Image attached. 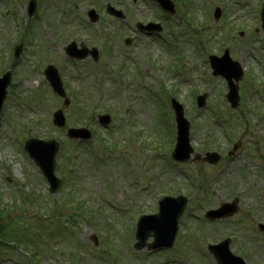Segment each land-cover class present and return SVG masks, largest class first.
Wrapping results in <instances>:
<instances>
[{"label":"rangeland","instance_id":"1","mask_svg":"<svg viewBox=\"0 0 264 264\" xmlns=\"http://www.w3.org/2000/svg\"><path fill=\"white\" fill-rule=\"evenodd\" d=\"M28 1L0 0V76L12 71L1 110L0 209L24 240L0 237V264H215L206 248L226 237L246 264H264V234L256 228L264 224V0H171L179 13L169 19L153 0H37L28 19ZM107 3L125 22L105 13ZM217 6L222 14L214 21ZM89 9L99 15L96 25L88 23ZM137 23H160L163 30L146 36ZM71 41L95 47L99 62L66 59L63 47ZM19 43L22 54L13 63ZM225 49L244 73L238 84L243 104L235 110L225 101V80L212 76L207 61ZM47 65L78 104L69 96L62 130L51 124L62 101L44 79ZM204 93L205 108L197 110L195 98ZM171 97L184 107L195 152H217L220 164L171 160ZM105 113L112 118L107 130L95 120ZM68 127L94 136L78 146L66 137ZM29 138L60 144L55 175L62 184L54 196L23 151ZM239 139L241 150L228 159ZM167 195L189 200L173 249L136 252L138 218L154 214ZM233 197L241 201L238 215L205 221L207 210Z\"/></svg>","mask_w":264,"mask_h":264},{"label":"water","instance_id":"2","mask_svg":"<svg viewBox=\"0 0 264 264\" xmlns=\"http://www.w3.org/2000/svg\"><path fill=\"white\" fill-rule=\"evenodd\" d=\"M159 6L168 14H174V6L168 0H156ZM35 11V1L32 0L28 4V15L31 17ZM107 11L122 19V14L115 11L114 9L107 7ZM89 17L92 22L97 20V17L94 15L93 11L89 12ZM261 18L263 22L264 29V7L261 13ZM138 28L142 31L152 32V31H161L160 25H147L146 27ZM21 46L16 47L15 49V59L18 58L21 52ZM66 54L71 58L84 59L86 57V52L84 50L76 51L74 45H70L66 48ZM96 56L94 52L92 54ZM210 64L214 70V75H221L228 82L229 94L227 95L228 102L231 103L232 107L235 108L238 105L237 97V87L233 85L232 79L236 82L241 78V73L237 65H233L231 71H228L226 66L230 64V61L227 56V52L221 59H215L210 57ZM231 65V64H230ZM45 75L49 81L54 92L60 97L64 98V107L68 105V100L65 98V94L61 87L57 72L52 68L48 67L45 70ZM10 74L6 73L2 79H0V111L1 107L5 101L6 97V88L9 85ZM206 96L198 98V107L204 106V100ZM172 108L175 112L176 117V127H177V139L172 157L175 161L178 162H187L190 159V155L193 153L192 149L189 146V136L188 130L189 125L187 121L183 118V109L178 105L174 100H171ZM53 124L59 128L63 127L65 124L64 117L61 111H58L54 114ZM99 122L103 126H108L110 120L108 116L99 117ZM68 136L75 140H88L90 138V133L86 130H73L68 131ZM58 144L50 142H42L35 139L29 140L25 143V151L29 154L30 158L38 165L41 172L43 173L45 179L50 185V193L54 194L60 186L59 179L54 177V158L58 150ZM236 150V147L234 148ZM198 159V157H195ZM220 158L216 154H206L205 160L210 163H216ZM186 199L184 198H164L159 204V214L152 217H142L137 223L136 226V235L135 238L137 243L135 248L141 250L144 248L145 243L148 238H153V243L148 246L150 250L158 249H170L173 245L174 238L177 232V223L178 219L181 216L185 206ZM237 201L231 205H223L219 210L215 212L207 213V217L210 220H215L218 218L229 217L237 211L236 207ZM264 231V227H260ZM228 242H224L217 247H210L209 250L217 259L218 264H243L239 259L233 258L228 252Z\"/></svg>","mask_w":264,"mask_h":264},{"label":"trees","instance_id":"3","mask_svg":"<svg viewBox=\"0 0 264 264\" xmlns=\"http://www.w3.org/2000/svg\"><path fill=\"white\" fill-rule=\"evenodd\" d=\"M4 214L0 211V237L16 238L15 232L7 231V225L3 223Z\"/></svg>","mask_w":264,"mask_h":264}]
</instances>
